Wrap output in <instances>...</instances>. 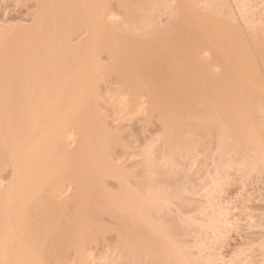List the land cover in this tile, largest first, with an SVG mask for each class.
<instances>
[{
	"label": "bare ground",
	"instance_id": "obj_1",
	"mask_svg": "<svg viewBox=\"0 0 264 264\" xmlns=\"http://www.w3.org/2000/svg\"><path fill=\"white\" fill-rule=\"evenodd\" d=\"M40 1L41 3L39 2V0L36 1L37 6L38 5L40 6V8L38 9L39 11H35L36 8L33 10L35 14L38 12V14L36 15L34 14L33 23L36 26L32 25L31 26L32 28L28 26L24 27L23 29L25 32L23 31V29H20V30H17L20 33L16 32V34L12 31L14 35L12 34L13 36L11 35V38H9L11 39V43L13 42L16 44L17 41L14 42L16 39V36L19 38V39L17 38L19 40V43H18L19 45L16 46V47L19 46L18 48L14 47L15 48L14 49L13 43H12L13 46L10 47L11 43H9L10 49L11 48L14 49V50L13 49L11 50V52L13 51L12 55H14V53L16 55L8 56L6 54L8 57L7 58L4 55V53H7L10 50L9 47L7 46L8 42L10 41L6 39L7 42L5 41L6 43H3L4 45L6 44L8 48L7 52H5L6 46L1 44L0 42L1 44L0 46L3 45V48H4L3 54L1 53L2 48H0L1 49L0 53L2 54V56L4 55V58L6 57L4 63L8 62L6 60H10L9 61L10 64L7 63V65L8 64L11 65L7 67V73H9L10 77L6 76L7 73L6 74L4 73L6 78H3L4 87L3 86L2 87L3 89H5V91L9 87L10 83L6 84L5 82V79L7 81V77H8V81H10V79L12 78L11 81L15 83L14 85H11L13 83L10 84L11 88H13V86L15 87V90L13 88V91H12V89H10L9 87L8 89L10 90L8 91L7 89V91L5 92V94L6 93L8 94L6 95L7 97L12 95L10 97L13 98L14 102L9 97L8 98L10 100L8 98L7 99L9 100V102L12 101L10 104H13V105H10L8 101L6 100V103L8 104V106L7 104L5 105L6 108H5L4 113H2L0 110V124H1V127H0V168L1 167L4 168L5 166L7 169V166H9L12 169V170L10 169L11 174H8L10 175L8 178L10 179L8 180L7 183L4 182V179L7 176L6 175L7 173H4L5 174L4 176L2 175L0 176L1 177V180H0L1 182V186H0V264H91V263L94 264V262H88V259L86 256L87 255L90 256L89 251H92L94 249L93 247L96 241H98L99 244L101 243L99 242V240L101 239L100 236L103 234V233L101 234V231L102 232L104 231L105 234L103 235L106 237V240L108 239L107 237L109 235L110 237H112L111 234H109V232L112 231V233L114 234L115 230H112L111 226L117 227V233L115 232V234L119 235L118 236L119 240L117 239V236H116V239L118 240V242H114L115 238L111 240L113 241L112 242L113 244H109L111 246L110 250H112V248L114 249L117 248L115 247L114 244H118V246L121 248L122 243H123V247L125 248L124 250H126L125 254L129 255L131 259V264H221L222 263L219 259L221 258L223 260L222 254L219 253L220 255V256L218 255L219 257L218 256L214 257L216 256V254L215 255L208 254V256H206L207 254L206 252H204L206 256L205 257L202 251V248L205 247L203 243L209 241L210 239L207 240V238H210V237L212 240L215 239V241L218 240L219 241L218 243H221L220 240H222L221 238L223 237V235L227 236V232H229V231H226V234H225L224 230L225 229L230 230L228 228L231 227L233 223V222L231 223L229 222V221H233L229 217V215H231L229 212L232 209L228 211L227 209L229 208H225L224 206L220 204L214 203L216 201L222 200V198L221 199L219 198L218 200H215V201L212 198L213 194L215 195L216 193V192L215 193L213 192L214 190L217 191L218 189V191L220 192V190L224 188L223 182H221L220 179L224 177L225 174L228 175V173L225 172L227 165H224V164H227V162L225 161H228L227 160L228 156H226L223 153H220L222 154V159L224 155L226 156L224 157L225 161L222 160V163L223 162L225 163L224 164L220 163L221 166L219 167H222V168L218 169L219 170L218 172H217V169H214V167L213 168L211 167L212 172L209 171L211 175L208 174L211 178L208 175L205 178L206 182L208 181V184L207 183L206 184L207 185L211 184V186L209 187L214 189V190H210L212 191L213 194L210 193V191L209 193L208 192L207 193L211 194V199H213L214 202L211 200L210 201L213 203L212 205L215 207L216 212H218V215H216L214 213L215 211L214 212L212 211L213 217L210 215L211 213L209 212L210 214L209 215L207 214V217L209 216V218L207 219V217H205L209 221V228L205 227L207 223L204 224L203 219L201 220L200 218H198V216L197 218L195 217L200 212L201 214H203L202 210H205L207 207H210L208 204L207 205L205 204V206L203 207L199 205V207H201L202 209L201 208L197 209V207L194 208V210L197 209L196 211H199V210L201 211L196 213V215L193 218H189V221H187L189 222L188 223L189 228L184 224L186 228L188 229L187 232H184L186 231L185 226H183L184 227L183 229L181 227L182 223L180 221H183L182 218L181 220H179V225L177 226L181 225L179 228L182 229L184 233H182L181 230L179 231L177 226H175L177 228L176 230L182 233L181 236L183 237L185 236L184 234H187L189 231L191 232L193 229H195L194 231H196V228H194L195 226L198 228V230H200L197 232H200V233H201V230L205 228L204 234L208 228L207 231H209L210 233L206 232V234L210 235V237L208 236L203 237V234L201 233L202 238L199 239L198 237L199 241H197L198 239L193 240L195 241L194 243L199 244L200 241H202L201 243L203 244V246L201 245V243L199 244L201 250L198 249L199 246L196 244L197 249L199 250L196 252L195 250L191 248L192 243H190L191 245H189V242L191 241L187 240V236H189L190 238L189 234L191 233L189 232V234H187V236H185V238L182 239V237L179 236L180 234L178 231L176 233L175 229L174 230L172 228L169 229V224L168 226L166 224L168 217L165 220V218L162 215L164 212H162L161 214V211L163 210L166 211L165 208L168 207L167 204L171 202L169 195L175 194L174 191L172 194H168L169 192L167 191V189L170 186L174 188L178 180L174 186L170 185L166 189L167 193H165V191L163 192L161 191V189H158V188H161L163 184H165V182L169 184L168 182H170V180L167 178L169 175L167 177L165 175V178L167 179H165V182L163 181L164 183L162 182V186L159 185L157 188V186L155 185H158V183L157 184L153 183L151 177H149L148 175H145L146 172H148L146 168L141 167L139 169L141 171L142 169L144 170L146 169L147 171H144V172L142 171L140 173V172H137L136 170H135L136 172L131 170L130 172H133V173L128 174L129 172L126 171L127 170L126 168H128L126 166V163L123 166L122 164H124V162L121 163V161H118L120 159H116L117 158L116 151H114L113 149L114 148L113 145L119 146L122 140L121 138L122 137L124 138V135L120 136L121 133L120 132L118 133L119 128L116 127L117 129L113 130V127L111 125H109V129H111L110 127H112V129L109 132V130L107 129L108 123H109L107 122V120L109 118L106 117L107 115H104V114H107L103 111L104 108H102V110L100 109L99 104L101 106L102 103H99L98 101H96L98 97L94 98L93 105L88 103L90 102L89 100L91 99V97L90 99H88V102L84 103L85 107L80 105L81 102L82 101L84 102V99L86 101L87 97L89 98V95L91 94L92 95L94 94V96L96 93L98 94V96L101 95L100 91L96 90L97 89L96 83L97 85H99L98 82L100 83L101 81H105V80L110 81V79L112 80L113 77L115 79L117 78V76H118V80H120L121 82L119 83L117 82L116 84L117 85L121 84L120 85L121 88H119L121 91L117 89L116 94H119V92L122 93V86L123 87L125 86L124 89L125 88L126 89L124 91L127 90L128 92L126 93L131 94L130 95L131 97H129L130 99L129 98L128 99L129 100L132 99L134 101L138 100V104L137 103L136 104L134 103V104L137 105L138 108L141 107L140 108L141 111L139 112L138 110L137 111L138 113L142 114L143 111L145 112V114L144 112L143 114L146 116L145 117L143 116V117L146 122L149 121V119H152V118L155 119L156 117H158L159 119L165 121L164 123L165 128H166L165 130L168 131L170 128H172L173 129L172 132L175 131V133L177 134L176 130H178L180 127L181 131L183 128V131H182L183 133L184 130L186 129L183 126L187 127L189 126L188 124H191L189 121L183 122L187 126L185 124L183 126L181 123H180L181 125L179 124V119L181 118L180 114H182L183 111L186 114L188 113V115H186V120H189L191 116L194 119L195 117H198L199 119H203L205 118L203 116L204 115L203 113H205L206 116H212L209 114V111H211L213 113H216L215 115H213L215 120H217V117L219 118L220 116L225 117L224 123L227 124L228 128L241 131V133H238V134H235L234 132L232 133L230 131L231 135H229L230 139L228 138L229 142L227 141L225 142V144L229 143L230 145H232L230 149H233V150H230V151H232L233 153H235L236 150L234 151L235 145L233 147V144L230 143L231 138L233 140L240 141V145L242 143L245 146L243 147L242 145V147H238L237 152L235 154L237 156H233L234 155L233 154L231 155V157H234V160L236 161V158H239V157L241 158L242 154L241 156H239L240 153H243V156H242V158L244 157L243 162L240 160H237L243 163L242 164L243 168H241L243 170H240L241 176L240 175L236 176V177H239L237 181L240 182L241 177H246V176H242L244 174L249 175L252 172L257 173L255 174V176L258 175L257 176L258 179H256V181L260 182L258 183L260 184V186L258 185L259 186V189H258L259 191H257L258 197L256 196L257 195L256 193L255 196L257 198L255 199L258 200L259 202L258 203L259 206L257 205L258 207L256 208H258L260 212L257 215L254 212V214L256 215V216L253 215L255 217V219L253 218L254 220H252L251 215H248L253 221V222L249 221L250 224L252 223L250 225L251 228L252 229L256 228V230L254 231V234L252 235H251L252 232L251 233L247 232L248 235L247 234H246L247 236L245 235L246 238L244 237V242L241 243L243 247H241L239 251L242 252L240 253L243 254V258L241 259V256H242L241 254H240V257H238L241 259L240 260L241 263H238L239 261L237 262L234 260V262L231 261V263L229 264H236V263L237 264H264V30H263L264 29V13L261 14L262 11L260 12L259 9L257 10L258 12L250 11L251 8L249 9V7L253 5V3L251 4L249 0H209L206 5V8L204 7V5H201L204 8L199 5L201 4L199 0H164L165 1L163 5L164 8L166 7L165 4L171 5V6L173 5L172 10H168V12L170 11V13L165 11V13H168V16L171 15L170 18L172 17V19L169 20L167 18L168 17L167 15H165L166 16L165 18L166 20L168 19V22L166 21L168 24H169V21L171 22L175 21V23L173 22L174 25L172 26L171 25L172 23L170 22L171 24H169V26H171L170 27L171 29L168 30L167 28V31L163 32L166 29L165 28L166 24H164L165 27H163L164 25L162 24L160 25L159 22L157 21L155 22L153 21L152 18H150L153 21V24H152L153 26L148 28L149 25L151 24V21L148 18L149 25L148 27L146 26V28H148L147 30L146 28L142 26V24L145 25V23L139 22L141 24L140 25L141 28L145 29L143 32L147 31L148 35L145 39H139L140 35L146 36V33L140 34L141 33L140 31L142 30L137 31L136 33L135 28L133 31V29L131 30L129 27L130 25H133V23H131L130 21L131 20L135 21L136 18L139 17L138 15L139 13L137 14L135 11L137 10V8L134 9V6H136L137 4H139V2H141V4L144 3V6L146 5L148 7V5H150L151 7L152 6L151 4H153V3H150L151 0H64V2L63 0H55V1L47 0L46 1L47 4L42 2L45 0H40ZM48 1L51 3V5L50 4L49 5H50V8L53 9V10L50 9V11L52 12H50L49 10H45L46 7L48 8V6L46 7L43 6V5H48ZM51 1L53 2L58 1L57 5L56 3L52 4ZM205 1L207 2V0ZM160 4L161 2L159 3V6ZM114 5H116V9L118 7V9L121 11L122 14L124 12L123 14L124 16L120 14V11L118 9L112 10L114 8L113 7ZM57 6H59L60 8ZM141 6H139L138 8L140 9V11L143 8L144 9L147 8L146 6L145 7L144 6L141 7ZM159 6L157 5V7ZM123 7L125 8V10L122 11L121 8ZM169 7L170 6H167L166 9H168ZM54 8L58 10L56 11ZM164 8L162 9L163 11L166 10ZM150 9L148 10L150 11ZM209 9H213V11L211 10L212 12H210L213 15L216 14V13H213L214 11H218V14H219V11H222L225 9L224 10L225 13L222 12L221 16L223 15L225 16L227 14L228 18L223 20L224 16L223 18H221L219 15V17L221 18L219 20L217 14H216L217 16L214 15L217 18H213L209 16L211 15L209 13ZM109 10L119 13V15L122 16L121 20L123 19L124 23L121 20H119L120 18L117 19V17H114L113 19L112 17H109L111 19L110 20L107 17L109 15H112L110 13L109 15H107V13L110 12ZM146 10L144 12H146ZM152 10L154 13H156L155 11L157 9L156 10L151 9V12ZM162 10L160 11L158 9V12L160 11L161 13L160 12L159 13L162 14ZM158 12L156 13L157 15L155 14L157 17L159 14ZM126 15L127 16L129 15V19L131 18L132 19L128 21L129 19L127 18ZM150 16H152V14ZM209 18H212V19H209ZM148 19H145L144 22H147ZM112 20H114L115 22H113ZM154 22L156 24H154ZM166 22L164 21L163 23H166ZM125 23H126V26H125ZM127 23L129 26H127ZM157 24L158 26L159 25L161 26V27L159 26L160 29L156 28L158 26L155 27V25ZM136 25L137 24H135V27ZM122 27L125 29H123ZM128 27L130 30L128 29ZM162 27L165 29H162ZM26 29L28 30L26 31ZM82 29L87 30L86 40L79 44H75V42L73 41H75L76 40L75 38H77L78 36L77 37H73V36L76 34V32H78L77 35L80 34L81 36L83 33H79V31H81ZM125 30L126 31L129 30L131 32H129L128 34H125L124 32ZM136 30H139V29H136ZM105 32L108 33L107 34L108 36L106 35ZM20 34H21V37H19ZM34 34H37L38 37ZM88 34H89V37H88ZM138 34L139 36H137ZM80 36L78 37V39H80L81 37L85 35L81 37ZM103 38L104 40L106 39L105 41L107 42H103L104 41ZM108 39H110V42ZM100 50L101 52L103 50L107 51L110 55V58H112V61H110V58H109L108 60L105 59L109 61L108 63L104 62L103 59L106 58L107 52L104 51L105 54H103V52L102 54L99 52L100 54H98V51ZM206 51L207 52L211 51L210 53L212 57L210 55L209 56L212 59L210 58V61L207 59L208 56L207 57L205 56L206 59L204 57L202 58V56H204L203 53H206ZM11 52L9 51V53ZM99 55H102V56L99 57ZM101 57H104V58L102 59ZM10 58L13 60H11ZM101 61L103 62L101 63ZM111 62H112V66L114 70L118 73V75L114 73L113 70L112 72L110 71L111 73L107 71L108 67L105 65L106 64L108 65ZM211 69H213V71L216 70L215 73ZM218 69H220V71ZM102 72L103 74H101ZM108 72L110 73V77H105V75L108 74ZM216 72L217 73L219 72V73L217 74ZM111 74L117 75V76H112ZM11 75L16 77V79L13 76L11 77ZM99 76H100V79H99L100 81L99 80L98 82L95 81V79ZM101 76L103 78L105 77V80H103ZM115 82L114 80L112 81L114 85H115ZM143 84L146 87L143 86ZM99 88L101 89V87ZM112 89H114L115 91L116 87H113ZM104 92L102 91V93ZM3 94H4V91L2 93V96L6 97ZM113 94H115V92H113ZM121 95L122 94H120V96ZM253 95L257 97L258 102H254L255 97H253ZM2 96L0 98H2ZM102 96L103 95H101V97ZM110 96L112 97V95ZM80 97H81V102L79 101ZM104 97H106V95ZM140 97H143V100H141L142 98ZM251 97H253L254 99ZM251 99H253V101ZM99 100H100V97H99ZM103 101H105V98ZM108 101L109 100L105 102L107 103ZM250 101H252V104L256 103L258 107L254 108L255 105L252 107V105L250 104ZM96 102H98V104ZM128 102L130 101H127V103ZM131 103L134 106L133 102ZM233 103H237L239 106L237 108L236 107L234 108ZM2 104L4 105V102ZM142 104H145V105L142 106ZM9 105L12 107H10ZM86 105H91V106H86ZM94 105L96 106V108L98 106V110L100 109L99 112L101 111L100 113L103 112L102 117H100L101 115H99L97 110H95L96 108L95 109L92 108L94 107ZM132 105H131V109L133 108ZM104 107L106 110L108 109L106 108V106ZM114 107L111 110H114ZM125 107H127V105ZM83 108H84V112L86 113V115L85 113H83V116L85 115L84 116L85 119L89 120V119H92L91 117L94 116L95 118H93V121L95 122H93L92 120L91 122L90 121L88 122L85 119H83L84 117H82L79 112L80 109L83 111ZM128 108L130 107L128 106ZM128 108H127V111H128ZM131 109L129 111H131ZM85 110L86 111L88 110L87 111L88 113ZM92 110L94 111V113H92ZM95 112L97 113L95 114ZM90 113L94 115H91ZM96 115L97 116L99 115L98 117L102 118L103 120L106 119L105 125L107 128L104 127L105 125L103 124V129H102V121L99 120V118ZM128 115H131V114L129 113ZM169 116L171 117L172 122H171V127L169 128L168 126L169 129H167L166 118H168ZM199 116L201 117L203 116V118H200ZM170 117H169V120H170ZM155 121L157 122L156 119ZM182 121L184 120L182 119ZM193 121H191L192 122L191 125L196 126L197 124L196 122L198 121V119L196 122L194 121L195 122L194 125H193ZM216 122L213 123L211 121L212 125L216 124ZM152 123L156 124L155 122H152ZM159 123L160 122L158 121L157 126L160 125ZM201 125L202 124H200V126ZM87 126L89 128L88 130H87ZM163 126L164 125H162V128ZM214 127L211 126V128H214ZM160 128H161V125H160ZM201 128L203 129V127ZM216 128L217 127H215L214 129H211L212 132L213 130L216 131ZM185 131H186L184 132L185 134H187V132L191 133V130L187 131L186 129ZM203 131L205 130L203 129ZM111 132H113L114 135ZM161 132L165 134V131L161 130ZM194 132H199V130L197 131L195 128L193 133ZM117 133H118V136H120V140H118L119 138L117 136ZM201 133H198V134L201 135ZM205 133H206L205 134L206 136L208 132H205ZM215 133L213 132L211 135ZM194 134L197 135V133H194ZM114 136L117 137V139ZM201 136H204V135H201ZM161 138L162 137H160V140ZM201 138L202 139H200V142L197 141L196 143H199V144L204 143L203 145L200 144L201 147L203 148V146L207 145L206 143H209V142H207L208 138L206 139V143L204 141L205 138L204 137H201ZM70 139H72L75 144L77 143L79 145L77 146L76 144L75 146L74 143H73L74 146L70 145L71 144ZM171 139H172L171 141L174 140L173 137ZM115 140L117 141V144ZM167 140H168V136L167 137L165 136L163 138V141L165 144L164 148H166L165 146L169 145L170 147H168V150H170L172 146L170 144L172 143L171 141L169 143V141ZM222 141L220 143V147L223 146ZM178 142L180 143L179 140ZM124 143H126V141ZM251 143L252 145L250 146L249 144ZM121 144H123V140ZM248 145L251 148L253 146L252 150L250 148L245 149L246 146ZM158 146L159 145L157 143V147ZM160 146L162 145L160 144ZM122 147H124V145ZM157 147L154 146V149L156 148V153L153 150V152L149 153V155L153 153L157 154L158 153ZM195 147L198 148L197 145L196 146L194 145L191 149L193 150V148L195 149ZM215 147L216 146H214V148ZM88 148H90V151ZM111 149L113 150L111 151ZM117 149L115 148V150ZM119 149L121 148L119 147ZM219 149H218V152H220ZM125 150L127 151V148ZM165 150L167 154V149ZM182 150L184 151V149ZM224 150L227 152L226 147ZM110 151L112 152V154ZM195 151H198V149H196ZM212 151H210L211 154L210 153L208 154V156L210 155V158L211 156H213ZM230 151L228 150L227 154ZM251 151L254 152L253 156H252L253 153H251ZM147 152L149 151H146V153ZM190 152L191 151L189 152L187 151V153H190ZM201 152H202L201 155L203 157V153H204L203 150ZM218 152L217 153L213 152V153L217 155ZM248 152L250 154H248ZM154 154L151 156L153 157ZM204 154L206 155V152ZM144 156H146V158ZM174 156H172L173 159H174ZM191 156L193 157V155ZM191 156L189 159L193 160L194 157L192 158ZM143 157L145 158V159L143 158L144 161L147 159L145 164H147L148 166L149 165L151 166L153 162L151 161L152 157L149 160L150 156H148V153L147 155H143ZM214 157H213V160L218 161L219 157L215 159ZM178 158H179V155H178ZM206 158L208 157L206 156ZM162 159L167 160V157L162 158ZM152 160H155V159L153 158ZM176 160L177 159L175 158L173 164L175 163ZM231 160H229L228 162H234L233 159ZM116 161L121 164H116ZM156 161L154 162L155 164H156ZM187 161L186 163L189 164L190 161L189 162ZM180 162H177V163H180ZM205 162H202V163H205ZM139 163L141 162L139 161ZM181 163L183 164V162ZM218 163L219 161L216 162V164L220 165ZM238 164L239 163L236 162L235 167H237ZM136 165L139 167L138 164ZM233 165L234 163L231 166H227V167L233 168L232 167ZM240 165H238L239 167L237 169H235L234 167L232 170L240 169L241 167ZM182 166L185 171V168L187 165L186 166L182 165ZM211 168H207V169L210 170ZM132 169H134V167ZM139 169L137 170L139 171ZM160 169L157 167V169H155L156 171L155 170L153 171L157 173L161 171L164 173V171ZM207 169H204V170L206 171ZM213 170H216V171H213ZM235 170L234 172L233 171L231 172L236 173ZM5 172H9V171H5ZM223 172L225 173L222 175ZM231 172L230 174H232ZM187 173L189 174V172L185 171V174ZM216 173L219 176H216L215 175ZM105 175L110 176L111 179L113 178V181L111 179L104 180ZM191 175H193V173H191ZM203 175H205V172L203 173ZM189 176L184 179L185 180L188 179ZM251 176H254V175H251ZM162 177H163L162 180H164V176ZM116 178L118 180H116ZM224 178L227 179L226 177ZM248 178L251 179L252 177H248ZM159 179H161L160 176H159ZM184 179L182 180L185 181ZM229 179H232V178L230 177ZM229 179H227L228 182H229ZM103 180L105 181V184L107 185L108 183L115 181L114 183H116L115 185L118 187L112 185V183L111 185H108V186L115 187L112 189L113 191H115L116 188L118 190L116 189L117 190L116 192H111V189L110 191H108L109 189H106L108 186L104 188ZM205 180L203 179L202 184L205 182ZM246 180L248 181L247 178L243 179L244 182ZM116 181H118L119 184H117ZM156 181H158V179ZM67 182H69V185L66 188ZM205 185H201V186L205 187ZM219 185H223L221 186L222 188H219L220 187ZM244 185H246V182ZM69 186L70 188H72L71 186H73L75 194L77 192L76 194L77 196L73 194L72 196H70L71 200L68 197L67 198L69 200L67 198L66 199L64 198L65 200H62L63 197H60L61 193L63 194L66 190H69L68 189ZM184 186L182 185L183 190L180 187L181 190H178V193L179 191L184 192L186 190H187L186 192H188V189L193 190V189H190V187L187 189V187L189 186L187 184L186 185L184 184ZM207 190L208 189H206L205 191ZM59 192H60V195H59ZM201 192H202V195L205 194V193L203 194L204 191H201ZM193 193L195 194L196 192H193ZM220 193H223V192H220ZM179 195L177 194L178 198H179ZM71 197H73V199ZM181 197L182 196L180 195V198ZM208 197L210 199L209 195ZM249 197H247V199ZM202 198H205V197L203 196ZM210 201L208 200L206 203H209ZM225 201H223V203ZM31 204L34 205V207L31 206ZM201 204L203 203L201 202ZM209 204L211 205V203ZM216 204L218 206L217 208L215 206ZM227 204L228 203H226V205ZM35 206L37 209L35 208ZM30 207H33V209L31 208L29 210ZM34 208L38 214L35 212ZM69 210L72 212V214L68 212ZM174 210L175 209H173V211ZM32 211L35 214L32 213ZM74 211L76 212L73 213ZM207 211L206 212L204 211V213H208ZM219 212L223 218L219 217ZM31 213L34 215L33 217L31 216L32 215ZM176 213H179V212H176ZM74 214H76V217L73 220V217L75 216ZM64 215L65 217H63ZM66 215H68V217H66ZM104 215L106 216L108 215V217H110L109 220L112 219V221L113 220L114 222L116 221V223L113 224L114 222L112 223V221L110 220L111 223L110 222L109 223L111 224V226L108 223V225L111 227L110 228L111 230L109 232H108L109 226L108 225L103 226V224H105L108 219V217ZM191 215L192 214H190V216ZM103 216L106 217L107 219L105 220ZM69 217L74 221V222L72 221L71 222L75 223V225H73L72 223L69 224L71 220ZM169 217H171V214L169 215ZM179 217H182V216L179 215ZM216 217H219L222 222L224 221L226 224L230 226L226 227L227 225L225 226L221 225L222 223L220 219H217L220 222L219 223L215 219ZM231 217L234 218L235 215L233 214ZM32 218H34L33 221L31 220ZM62 218H64V221L62 220ZM101 218L102 220L104 219L103 222H101ZM43 219H45V222ZM175 219L173 217V219L169 218L168 220L170 221L172 220L174 222ZM184 220H188V219L185 218ZM175 221L178 222V220H175ZM43 222L45 223V225H43L44 224ZM63 222H66V225ZM233 224H235V220ZM106 226H108L107 230H105ZM191 226H193V229L191 228L192 230L190 229ZM172 227H174V225ZM223 227L225 229H223ZM113 229H116V228H113ZM106 233L109 235L106 236L107 235ZM96 234L98 236L97 237L98 240L95 239ZM193 234H191V237L194 236ZM201 234H198V235L201 236ZM62 235H65V236H62ZM61 236L64 240L68 236L69 239L68 238L66 239L68 242L67 245L60 243L61 241L63 243L66 242V240L65 242L63 241ZM104 236H102L103 237V240L101 239L102 241H104L105 239ZM196 236L194 237V239L197 238ZM225 236L223 237V240H222L224 242L226 240L224 239ZM205 238L207 241L205 240ZM93 239L95 240V242L93 241ZM88 240L89 241L91 240V243ZM212 240L209 241V244H211L210 242L214 243ZM87 242L89 243L90 246L88 245ZM92 242H93V245H92ZM120 242H121V246L119 244ZM58 243L62 244L65 247V249L64 247L61 246V248H63V251H64V252L61 251L62 256L59 255L61 256L59 257L58 255H56V257H54L55 256L54 254H60L59 250L61 249H59L60 246L58 245ZM98 243L96 242L95 245L98 246ZM57 246H59L58 251H57V248H55ZM99 246L101 247V245ZM85 247H88V249ZM192 247H195V245L193 244ZM209 247L211 248V246ZM209 247L207 246V248ZM217 247L220 248L218 245ZM95 248L97 247L95 246ZM105 248H108L107 250H109V246ZM95 250L97 251V249ZM115 250L114 251L112 250L114 254H115ZM120 250L121 249L117 250V252L119 253ZM55 251L57 253H55ZM87 251L89 252L88 254H87ZM103 253L104 252H101V254L99 255H102ZM118 253L115 255L116 259L119 256ZM123 253L124 252H122V254ZM109 254L110 256H112L111 252ZM99 255H97L94 258H97V257L100 258ZM107 256L108 255L105 254V258H104L105 260L107 259ZM115 256L113 257L114 259L113 258L111 259V257H109L111 260L109 259V261L106 260L105 262L107 263L109 262L108 264L116 263L114 261L116 260ZM122 256L123 257H121L120 255V257L124 259L125 255H122ZM208 257L210 258L206 259ZM211 257H214V258H211ZM225 258L226 257H224V259ZM90 260L92 261L93 259H90ZM100 260L102 259L100 258ZM121 261L119 259V262H120L119 263L117 259V262H118L117 264H121L122 263ZM219 261L221 263H219ZM95 262H97L96 259H95ZM98 264H100V261ZM122 264H126V263H124L123 261Z\"/></svg>",
	"mask_w": 264,
	"mask_h": 264
},
{
	"label": "rangeland",
	"instance_id": "obj_2",
	"mask_svg": "<svg viewBox=\"0 0 264 264\" xmlns=\"http://www.w3.org/2000/svg\"><path fill=\"white\" fill-rule=\"evenodd\" d=\"M32 1V2H31ZM34 0H0V42H1V44H3V43H6L7 42V40L8 41H10V42H8V47H9V43H11V39H9V38H11V35L13 34L14 35V33L16 34V32H18L17 30H20V29H23L24 27H31L32 25L33 26H36L33 22H34V9H35V11H39L38 9L40 8V6L38 7L37 6V2L36 1H38V0H35L34 2H33ZM46 1L47 0H45V1H42V2H44V3H46ZM53 1H55V0H53ZM53 1H51L52 2V4L53 3H56V5H57V2H53ZM157 1H159V0H151L150 1V3H153V4H151L152 6L150 7V5H148V7L147 8H143V9H141V11H140V9H138L139 8V6H144V3H142L141 4V2H139V4H137V5H139V6H134V9H136L137 8V10H139V11H137V10H135L136 11V13L139 15V19L138 18H136V20L135 21H132L131 19H129V15L127 16V18L129 19H127L128 21H130L131 23H133V25H128V23H130V22H128L127 23V26H129L130 27V29L132 30L133 29V31H134V28H135V32L137 33V31H140V30H142V31H140L141 33L140 34H145L146 33V36H139V34L137 35V36H139V39H145L146 37H147V31L146 32H143L145 29L144 28H146V26L148 27V23H149V19L150 18H152L153 19V21H157V22H159L160 23V25L162 24V25H164V24H166V27H165V25L163 26V27H165V28H163L162 27V29H165L163 32H165V31H167V28H168V30L169 29H171L170 27L171 26H169V24H171L172 26L174 25V23H175V21H173V22H171V21H169V24L167 23L168 22V19L170 20V19H172V17L170 18V16H168V13H170V11L168 12V10H172V7H173V5L171 6V5H167V4H165V8H164V0L162 1V0H160L159 2H157ZM208 1L209 0H207V2L205 1V0H199V2H201V4H199L200 6L201 5H204V7L206 8V5H207V3H208ZM39 2L41 3V1L39 0ZM63 2H64V0H63ZM158 4H157V3ZM161 2V4H160V6H159V3ZM249 2L252 4L253 3V5H251L250 7H249V9H250V11H256V12H258L257 10L259 9L260 10V12L262 11V13L261 14H263L264 13V0H249ZM40 3H38V4H40ZM154 3H156V4H154ZM163 3V4H162ZM47 4V3H46ZM51 5V3L48 1V5H43V6H48V8L46 7V9L45 10H49L50 11V9H52V8H50V5ZM35 5V6H34ZM155 5H156V7H155ZM157 5L159 6V7H157ZM162 5V6H161ZM37 6V7H36ZM42 6V5H41ZM141 6V7H142ZM144 6V7H145ZM167 6H170L168 9H166L167 8ZM252 6H254V7H252ZM52 7V6H51ZM53 7H54V5H53ZM56 7V6H55ZM57 7H59V6H57ZM114 8L112 9V10H117L118 9V7H117V9H116V5H114L113 6ZM140 7V8H141ZM201 7H203V6H201ZM203 7V8H204ZM263 7V8H262ZM60 8V7H59ZM154 9V10H156L155 12L157 13L158 12V9L161 11L163 8L164 9H166V10H162V14H160L159 12V14H158V17L156 16L157 14L156 13H154L153 12V10H152V12H151V9ZM42 9H43V7H42ZM55 9V8H54ZM122 9V11L123 10H125V8L123 7V8H121ZM148 9H150V11L147 10ZM262 9V10H261ZM53 10V9H52ZM56 11L58 10V9H55ZM110 11V12H108L107 13V15H109V13L110 14H112V15H109V16H107L108 18L109 17H112V19L114 18V17H117V19H119V20H121V17L122 16H124L123 14H124V12H123V14L121 13V11H120V14L122 15H119V13H117V12H115V11ZM146 10V12H144ZM213 11V9H209V13L210 12H212ZM225 10V9H224ZM224 10H222V11H219V14H218V11H214L213 13H216L217 15H218V18H219V20L221 19V18H223V16H221L222 14V12H224ZM165 11H167L168 13H165ZM227 11V10H226ZM33 12V13H32ZM48 12V11H47ZM50 12H52V11H50ZM59 12H60V10H59ZM58 12V13H59ZM144 12V13H143ZM225 13V12H224ZM36 14H38V12L36 13ZM35 14V15H36ZM117 14H118V16H117ZM145 14V15H144ZM152 14V16L154 17H156V18H158V19H156L155 17L153 18L152 16H150ZM156 14V15H155ZM211 14V13H210ZM216 14H214V15H216ZM58 15H60V14H58ZM115 15V16H114ZM137 15V16H138ZM142 17H141V16ZM161 17H160V16ZM165 15H167L168 17V19L166 20V16ZM213 14H211V15H209V16H211V17H213V18H217L216 16H212ZM219 15H220V17H219ZM136 16V17H137ZM164 16V17H163ZM36 17V16H35ZM142 18V19H141ZM149 18V19H148ZM226 18H228L227 17V14L224 16V18H223V20L224 19H226ZM110 19V18H109ZM143 21H141V20ZM144 19V20H143ZM145 19H148L147 20V22H144L145 21ZM152 19H150V21H151V26L149 25V27L148 28H150V27H152L153 25V21H152ZM155 19V20H154ZM209 19H212V18H209ZM111 20V19H110ZM126 20V21H127ZM140 20V21H139ZM161 20V21H160ZM175 20H177V19H175ZM216 20V19H215ZM113 22H115L114 20H112ZM111 21V22H112ZM122 22H123V19L121 20ZM121 21H119V22H121ZM125 21V20H124ZM137 21V22H136ZM166 22V23H163V22ZM217 21V20H216ZM37 22V21H36ZM35 22V23H36ZM145 23V25L144 24H142V26L144 27V28H141V24L140 23ZM154 22V24H156ZM171 22V23H170ZM177 22V21H176ZM118 23V22H117ZM124 23V22H123ZM122 23V24H123ZM139 23V24H138ZM147 23V24H146ZM158 23V24H159ZM37 24V23H36ZM135 24H137L136 25V27H138V28H136L135 27ZM158 24L157 25H155V27L156 26H158ZM233 24V23H232ZM159 25V26H160ZM168 25V26H167ZM122 26V25H121ZM125 26H126V23H125ZM140 26V27H139ZM159 26L158 27H156V28H159ZM129 27H128V29H129ZM133 27V28H132ZM161 27V26H160ZM32 28V27H31ZM123 28V27H122ZM141 28V29H140ZM148 28H146V30L148 29ZM123 29H125V28H123ZM127 29V28H126ZM129 29V30H130ZM136 29H139V30H136ZM160 29V28H159ZM28 29H26V31H27ZM85 32H83V31ZM81 31H79V33H83L81 36H83V35H85V36H83V37H81L80 36V34H78L77 35V33L78 32H76V34L73 36V37H81L80 39H78V37L77 38H75V39H73V40H75V41H73V42H75V44H79V43H81V42H84L85 40H86V36H87V30H85V29H82ZM124 31L125 32V34H128L129 32H131V31ZM264 30V29H263ZM14 33H13V32ZM23 31H24V29H23ZM4 32V33H3ZM22 32V31H21ZM25 32V31H24ZM263 32V31H262ZM18 33H20V32H18ZM106 33V35L108 34L107 32H105ZM159 34V33H158ZM12 35V36H13ZM18 35V34H17ZM25 35V34H24ZM34 35H36L37 36V34H34ZM105 35V36H106ZM4 36V37H3ZM16 36V35H15ZM35 36V37H36ZM108 36V35H107ZM106 36V37H107ZM8 37V38H7ZM19 37H21V34L19 35ZM26 37V36H25ZM38 37V36H37ZM88 37H89V34H88ZM105 37V38H106ZM13 38V37H12ZM15 38V37H14ZM18 37L16 36V39H15V41L14 40H12V41H14V42H16L17 41V43L15 44V43H13L14 44V46H13V44L11 43V45H10V47H12L13 46V48L14 47H16L17 45H19L18 43H19V38L17 39ZM7 39V40H6ZM107 39V38H106ZM105 39V40H106ZM1 40H3V41H1ZM28 40V39H27ZM79 40H80V42H79ZM103 40H104V38H103ZM103 41V42H107V41ZM109 40V42H110V39H108ZM6 41V42H5ZM0 44V45H1ZM4 45V44H3ZM3 45L2 46H0V48H2V51H1V53L3 54V51H4V48H3ZM4 46H6V44L4 45ZM7 46L5 47L6 49V51L5 52H7ZM10 47H9V49H10ZM19 47V46H18ZM18 47H16V48H18ZM13 48H11L9 51L11 52V50L13 49ZM15 49V48H14ZM13 49V50H14ZM1 50V49H0ZM18 50V49H17ZM9 51L7 52V53H4V55L7 57V55L9 56V55H12V52L11 53H9ZM105 50H103L102 52H103V54H105V52H107V51H105ZM16 52V51H15ZM18 52V51H17ZM102 54V52H101V50L100 51H98V54H100V53ZM211 52V51H210ZM209 51L207 52L206 51V53H203L204 54V56H202V58L204 57L205 59H206V57L208 56V60L210 61V58L212 57V55H211V53H210ZM0 53V56H1V58H0V62H2V63H0V97L2 96V93H3V91H4V96H6V95H8L7 93L5 94V92L7 91V89L10 87V89H12V91H13V88H14V90H15V87L13 86V88H11V85H14L15 83H13V81H11V79H10V81H8V77H10V75H9V73H7V67H9V66H11V65H9L10 63H9V61L10 60H6V61H8L7 63H9L8 65H7V63H4L5 62V58H4V55L2 56V54ZM108 53V52H107ZM106 53V58H104V57H101L103 60H104V62H106V63H108L109 61H107L109 58H110V55H109V53L107 54ZM7 54V55H6ZM14 55H16L15 53H14ZM14 55H12V56H14ZM107 55H108V57H107ZM202 55V54H201ZM211 57H210V56ZM11 56V57H12ZM100 56H102V55H99V57ZM206 56V57H205ZM98 57V58H99ZM8 58V57H7ZM100 58V59H101ZM11 59V58H10ZM101 59V60H102ZM105 59H107V60H105ZM212 59V58H211ZM11 60H13V59H11ZM100 61V60H99ZM110 61H112V58H110ZM11 62H13V61H11ZM103 61H101V63H102ZM2 64V65H1ZM6 64V65H5ZM104 65V64H103ZM6 66V67H5ZM105 66H107L108 67V70L107 71H111L112 72V70H113V72L114 73H116L117 75H118V73L114 70V68H113V66H112V62L110 63V64H106ZM218 68V67H217ZM220 68V67H219ZM2 69H3V71H2ZM5 69V70H4ZM214 69V68H213ZM213 69H211L212 71H213ZM219 71H220V69H218ZM106 71V70H105ZM104 71V72H105ZM125 71V70H124ZM216 71V70H215ZM215 71H213L214 73H215ZM2 72H3V74H2ZM108 72V74H106L105 75V77H110V73ZM4 73L6 74L7 73V75L6 76H8L7 77V81H6V79H5V82H6V84H8V83H13V84H9V87H8V85H7V89H6V91H5V89H3V87H4V83H3V78H6L5 77V75H4ZM204 73H205V71H204ZM217 73V72H216ZM219 73V72H218ZM217 73V74H218ZM101 74H103V72L101 73ZM4 75V76H3ZM14 75V74H13ZM13 75H11V77L13 76ZM112 76H117V75H113V74H111ZM15 76V75H14ZM13 76V77H14ZM104 76V75H103ZM112 76H111V78H112ZM102 77V76H101ZM105 77L103 78V80H105ZM2 78V79H1ZM15 79H16V77H14ZM100 79V76L99 77H97L96 79H95V81H97L98 82V80ZM108 79V78H107ZM110 79V78H109ZM116 79V80H115ZM114 79V77H113V79L111 80L110 79V81L109 80H105V81H101L100 83L98 82V84L99 85H97V83H96V86H97V91H100V94L101 95H103L102 97H101V95L100 96H98V94L96 95L95 94V96H94V94L91 96V95H89V94H87V95H89V98L87 97V100L85 101V99H84V102L82 101L81 102V97H80V102H81V106H84V103H86V102H88V99H90V97H91V99L89 100L90 102H88V103H90V104H92L93 105V101H94V98H97L96 99V101H98L99 103H102L101 104V106H100V104H99V107H100V109L102 110V108H104L103 109V111L105 112V113H107V114H104V115H107L106 117H108L109 119L107 120V122H109L108 123V128L106 127V122H105V120L106 119H102V118H100V117H102L103 116V112L102 113H100L99 112V110H98V106H97V108H96V106L94 105V107H92V108H96L95 110H97V112L99 113V115H101L100 117H98L97 115V117L99 118V120H101L102 121V129H103V124L105 125L104 127H106L108 130H109V132L111 131V129H112V127H113V130L115 129H117V128H119L118 129V133L120 132L121 133V135L120 136H123L124 135V138L122 137L121 139L123 140V144H121L122 143V140H121V142H120V144H119V146H115V145H113L114 146V151H116V156H117V158L116 159H120V160H118V161H121V163H123L124 162V164H122L123 166L125 165V163H126V166L128 167V168H126L127 170V172H129L128 174H132L133 172H130L131 170H133V171H137V172H144V171H147L148 170V172H146V174L145 175H148L149 177H151V179H152V182L153 183H158V185H155V186H157V188H158V186L159 185H161L162 186V182L164 181L165 182V179H169L170 180V182H168L169 184H167L166 182H165V184H163V186L161 187V188H158V189H161V191H165V193H167V191L169 192L168 194H172L173 193V191H174V193L175 194H172V195H169L170 196V200H171V202L170 203H168L167 204V208H165V210L166 211H161V214H162V212H164L165 213V215H164V213L162 214L163 215V217L165 218V220H166V218L168 217V219L170 218V219H173V217H174V219L175 220H178V222L177 221H175L174 220V222L171 220H168L167 219V221H166V224H167V226H168V224H169V229L170 228H172L173 230L175 229V231H176V233H177V231L178 230H176L177 228L179 229V231L181 230V232L182 233H184V232H187L188 231V229L186 228V226L189 228V222H187V221H189V218H193L195 215H196V213H198V212H200L201 210H199V211H196L198 208H201V207H203V206H205V204L207 205H209L210 207H205L204 209L205 210H202L203 211V214H201V212L200 213H198L195 217L197 218V216H198V218H200L201 220L203 219L204 220V224L205 223H207V225L205 226V227H208L209 228V221L207 220L208 218H209V216L207 217V214L209 215L210 213V215L212 216V214H213V212L216 214V215H218V212H216V210H215V207L212 205L213 203L211 202V201H213V199H214V201L215 200H218L219 198L221 199L222 198V200H219V201H216V202H214V203H217V204H220V205H222V206H224L225 208H229V209H227L228 211L230 210V209H232V210H230V214L231 215H229V217H230V219L231 220H233V221H229L230 223L231 222H233L234 223V220H235V224H233L232 223V225H231V227H229L230 225H228V224H226L224 221V223L221 221V215H220V212H219V217H216L215 219L217 220V219H220V221H221V225H223V226H225V225H227L226 227H229L228 229H230V230H227V229H225L224 227H223V229H225L224 231V233L226 234V231H229V232H227V236H225V235H223V237L225 236V238L224 239H226L225 240V242L224 241H222L223 240V237L221 238L222 240H220V242L221 243H218L219 241L217 240V241H215V239H211V237H210V235H208V234H206V232H208V233H210L209 231H207L208 230V228H207V230L205 231V234H204V229L205 228H203L202 230H201V233L203 234V237L205 236V237H210V238H207V240H209V241H213L214 243H216V244H214V243H212V242H210L211 244H209V241H207L206 240V238H205V240L207 241V242H205V243H203L204 245H205V247H203V248H205V249H203L202 248V251H203V253L204 252H206V256H208V254L210 255V254H213V255H215L216 254V256H214V257H217L218 255H219V253L220 254H222L223 255V260L221 259V258H219L220 259V261L222 262H220L219 261V263H221V264H229V263H231V261L232 262H234V260L235 261H239L238 263H241V259L243 258V254H241L242 252L241 251H239L240 249H241V247H243L242 246V244L241 243H243L244 242V237L246 238V236L248 235V233L247 232H249V233H251V235L252 234H254V231L256 230V228H251V224L249 223V221L251 222L252 220H254L255 219V217L253 216V215H257L259 212H260V210L258 209V208H256V207H258L259 206V202H258V200H256L255 198H257L258 197V192L257 191H259L258 189H259V186H260V184H258V183H260L259 181L257 182L256 181V179H258V175H256L255 176V174H257L256 172H252L251 174H249V175H246V174H244V175H242V176H246V177H241V180H240V182L239 181H237L238 180V178L239 177H236V176H238V175H240V170H243V169H241V168H243L242 167V162H243V158H242V156H243V153H240V155H239V153H238V155L239 156H241V154H242V156H241V158L239 159V158H236V161L234 160V157H231V155H233V156H237V155H235L236 154V152H237V148L238 147H242V143H241V145H240V141H238V140H233L232 138H231V140H230V143L231 144H233V147H234V145H235V147H234V151L236 150V152L235 153H233L232 151H230V150H233V149H230V147H232V145H230L229 143H226L225 144V142H227L230 138H229V135H231V133H230V131L233 133H235V134H238V133H241V131L240 130H233V129H230V128H228L227 127V124L226 123H224L225 122V120H224V118L225 117H217V120H215L214 119V116L213 115H215L216 113H213V112H211V111H209V114L210 115H212V116H206L205 115V113H203L202 115L205 117V118H203V116L201 117V116H199L200 118H203V119H205V120H203V119H199L198 117H195V119L193 118H189V120H186V115H188V113L186 114V113H184V111H183V113L182 114H180V116H181V118L179 119V124L181 123L182 124V126L185 124V123H183V122H185V121H189L191 124H192V122L191 121H197V119H198V121L196 122L197 124H196V126H192L191 124H188V122H187V124L189 125V126H187L186 124V126L189 128H187V127H185V126H183L184 128H186L187 129V131L188 130H191V133H193V131H194V129L196 128V130L198 131L199 130V132H194V133H197V135L196 134H191L190 132L188 133L187 132V134H185L184 132H186L185 130H184V134L182 133V131H183V128H182V131L180 130V127H179V129L178 130H176L177 131V134L175 133V131L174 132H172L173 131V129L172 128H170L171 127V122H172V120H171V117H170V120H169V117L168 118H166V127H167V129H169L168 131L167 130H165L166 128H165V121H163V120H161V119H159L158 117H156L155 119L157 120V122L155 121V119H149V121H145V119H144V117L146 116V115H144L145 114V112H144V114H143V112H142V114H140V113H138L137 111L139 110V112L141 111V107H139L138 108V106L137 105H135L136 103L138 104V100L135 102L134 100H129L130 98L129 97H131L130 95L131 94H128V93H126V92H128L127 90L126 91H124L125 89H124V87L122 86V93L121 92H119V94H116L117 93V89H119V88H121V84H119V85H117L116 83L118 82H121L120 80H118V76H117V78H115ZM2 80V81H1ZM14 80V79H13ZM114 80V82H115V85H114V83H112V81ZM118 80V81H117ZM15 81V80H14ZM94 81V80H93ZM92 81V82H93ZM100 81V80H99ZM94 83V82H93ZM5 84V85H6ZM109 84H110V86H109ZM94 85V84H93ZM101 85V86H100ZM117 85V86H116ZM124 85V84H123ZM3 86V87H2ZM143 86H145L144 84H143ZM99 87H101V89L99 88ZM108 87H109V89H108ZM113 87H116V90L114 91V89H112ZM146 87V86H145ZM2 89H3V91H2ZM10 89H8V91L10 90ZM99 89V90H98ZM110 89H112V90H110ZM104 90H105V92H104ZM120 90V89H119ZM96 91V92H97ZM102 91L104 92V93H102ZM121 91V90H120ZM111 92V93H110ZM113 92H115V94H113ZM12 93V92H11ZM99 93V92H98ZM127 94V96H126V94ZM15 94V93H14ZM106 95V97H104L105 95ZM109 94V95H108ZM120 94H125V95H123V97H122V95L120 96ZM255 94V93H254ZM110 95H112V97L110 96ZM129 95V96H128ZM10 96H12V95H10ZM10 96H8L12 101H13V98H11ZM16 96V95H15ZM7 96L6 97H3L2 96V98H0V103H1V105H0V110H1V112L2 113H4V111H5V108H6V100L8 101V103L10 104L12 101H10L9 102V98H8ZM85 97V98H86ZM99 97H100V100H101V102H100V100H99ZM114 97V98H113ZM116 97V98H115ZM118 97V98H117ZM253 97H255L254 95H253ZM253 97H251V98H253ZM9 100H8V99ZM15 98V97H14ZM104 98H105V101H107V100H109L107 103L105 102V101H103L104 100ZM107 98V99H106ZM112 98V99H111ZM129 98V99H128ZM140 98H142L141 100H143V97H140ZM146 98V97H145ZM82 99H83V97H82ZM124 99V100H123ZM254 99V98H253ZM253 99H251L252 101H253ZM256 99V100H255ZM255 99H254V102H258L257 101V97H255ZM3 100V101H2ZM92 100V101H91ZM123 100V101H122ZM2 101V102H1ZM15 101H17V100H15ZM117 101H119V102H117ZM127 101H130V102H128L127 103ZM252 101H250V104L252 105V107L255 105V107L254 108H256V107H258V105L255 103V104H252ZM4 102V105L2 104ZM14 102V101H13ZM98 102H96L97 104H98ZM105 104H104V103ZM116 102V103H115ZM122 102V103H121ZM131 102H133V104H134V106L132 105V103ZM115 103V104H114ZM83 104V105H82ZM96 104V105H97ZM113 104V105H112ZM127 105V107H125L126 105ZM133 106V110L131 109V105ZM234 105V108L236 107H238L239 105L237 104V103H233ZM10 105H13V104H10ZM9 105V106H10ZM116 105V106H115ZM143 105H145V104H142V106ZM7 106H8V104H7ZM86 106H91V105H86ZM104 106H106V108H108L107 110L105 109V107ZM115 106V107H114ZM128 106L130 107V108H128ZM137 106V107H136ZM3 107H4V109H3ZM10 107H12V106H10ZM80 107V106H79ZM85 107V106H84ZM114 107V110H111L112 108ZM121 107V108H120ZM88 108V107H87ZM89 108H91V107H89ZM122 108H123V110H122ZM127 108H128V111H127ZM136 108V109H135ZM202 108V107H201ZM8 109V108H7ZM93 109V110H94ZM124 109H125V111H124ZM131 109V111H129ZM81 110V109H80ZM79 110V112H80V114H81V116L82 117H84L85 115H86V113L84 112V108H83V111L81 110L80 111ZM89 110H91V109H89ZM92 110V113H94V111ZM86 111V110H85ZM88 111V110H87ZM86 111V112H87ZM122 111V112H121ZM6 112H8V111H6ZM97 112H95V114L97 113ZM111 114H110V113ZM129 114H131V115H128L127 113ZM133 113V115H132V113ZM138 114H137V113ZM83 113H85V115L83 116ZM88 113V112H87ZM118 113V114H117ZM134 113H136V114H134ZM6 114V113H5ZM91 114V113H90ZM124 114H125V116H124ZM91 115H94V114H91ZM128 115V116H127ZM141 116V117H140ZM144 116V117H143ZM184 116V117H183ZM88 117H90V116H88ZM105 117V116H104ZM123 117V118H122ZM208 117V118H207ZM212 117H213V119H214V121L216 122V124H213L212 125V123H211V121L213 122V123H215L214 121H213V119H212ZM92 119H89V120H86L85 119V117L83 118V119H85L86 121H90L91 122V120L93 121V118H95L94 116L93 117H91ZM182 119L184 120V121H182ZM97 120V119H96ZM151 120H152V122H155L156 124H153L152 122H151ZM203 120V121H202ZM208 120V121H207ZM158 121L160 122L159 124L161 125V128H160V125L159 126H157V124H158ZM193 121V125L195 124V122ZM205 121V122H204ZM222 121H223V123H222ZM87 122V123H88ZM93 122H95V121H93ZM92 122V123H93ZM146 122V123H145ZM169 122V123H168ZM91 123V124H92ZM118 123V124H117ZM149 123V124H148ZM204 123V124H203ZM90 124V123H89ZM145 124H146V126H145ZM152 124V125H151ZM180 124V125H181ZM200 124H202L201 126H200ZM206 124V125H205ZM109 125H111L112 127H110L111 129H109ZM162 125H164L163 126V128H162ZM179 125V126H180ZM216 125V126H215ZM145 126V127H144ZM151 126V127H150ZM157 126V127H156ZM168 126H169V128H168ZM198 126V127H197ZM211 126H215V127H217L216 128V131H214L213 130V132L215 133V134H213V135H211L213 132H212V130L211 129H214V128H211ZM0 127H1V124H0ZM101 127V126H100ZM117 127V128H116ZM201 127H203V129L205 130V131H203V129L201 128ZM230 127V126H229ZM85 128H86V126H85ZM105 128V129H106ZM191 128V129H190ZM192 128H194V129H192ZM89 128H88V126H87V130H88ZM101 129V130H102ZM104 129V130H105ZM230 129V130H229ZM85 130V129H84ZM98 130V129H97ZM161 130H163V131H165V134L164 133H162L161 132ZM179 130H180V132H179ZM202 130V131H201ZM202 132V133H201ZM205 132H208L207 133V135L205 136ZM112 134H113V132H111ZM118 133H117V136H118ZM198 133H201V135H204V136H201L200 134H198ZM204 133V134H203ZM102 134V133H101ZM163 134V135H162ZM234 134V135H235ZM103 135V134H102ZM114 135V134H113ZM172 135H174V136H172ZM196 135V136H195ZM200 135V136H199ZM215 135V136H214ZM78 136V135H77ZM120 136H118V140H120ZM167 137L168 136V140L167 141H169V143H170V141L172 140L171 138L173 137L174 138V140L173 141H171V143L172 144H170V145H172L171 146V149L170 150H168V147H170L169 145L168 146H165L166 148H164V141H163V138L164 137ZM190 136V137H189ZM213 136H214V138H213ZM224 136V137H223ZM102 137V136H101ZM115 137V136H114ZM160 137H162L161 138V140H160ZM201 137H204L205 138V143H206V139H207V142H209V143H206L207 145H205V146H203V148L201 147V145H203V144H199V143H196L197 141L198 142H200V139H202ZM222 139H221V138ZM100 138V137H99ZM116 139H117V137H115ZM194 138H195V140H194ZM229 138V139H228ZM73 139V138H72ZM72 139H70V142H71V144L70 145H73V143H74V141L72 140ZM101 139H103V138H101ZM153 139V140H152ZM181 139V140H180ZM211 139V140H210ZM215 139V140H214ZM235 139V138H234ZM156 140H158V141H156ZM178 140L180 141V143L178 142ZM191 142H190V141ZM223 140V141H222ZM116 141V140H115ZM126 141V143H124ZM160 141H162V142H160ZM185 141V142H184ZM203 141V140H202ZM211 141V142H210ZM215 141V142H214ZM221 141H222V144H223V146L222 147H220V143H221ZM232 141V142H231ZM235 141V142H234ZM154 142V143H153ZM179 144H178V143ZM190 142V143H189ZM214 142V143H213ZM229 142V141H228ZM234 142V143H233ZM142 143H143V145H142ZM148 143V144H147ZM153 143V144H152ZM157 143H158V147H157ZM162 145V146H160V144ZM77 144V143H76ZM76 144L74 143V145L76 146ZM114 144V143H113ZM116 144H117V141H116ZM177 144V145H176ZM191 144H193V145H191ZM210 144V145H209ZM213 144V145H212ZM215 144V145H214ZM73 145V146H74ZM79 144H77V146H78ZM121 145V146H120ZM124 145V147H122ZM167 145V144H166ZM196 146L197 145V147L198 148H196L195 147V149L193 148V150L191 149L193 146ZM200 147H199V146ZM250 146L252 145V143L251 144H249ZM248 145V146H249ZM73 146H71V147H73ZM94 146V145H93ZM93 146H91V147H93ZM112 146V147H113ZM129 146V147H128ZM146 146V147H145ZM154 146L155 147H157L158 149H157V152L159 153H157V154H154V156L152 157L151 155H153V154H150L149 155V153H152L153 152V150L155 151V153H156V148L154 149ZM189 146V147H188ZM192 146V147H191ZM212 146H213V148H214V146H216L214 149L212 148ZM229 146V147H228ZM246 146V148L245 149H247V148H250L251 150H252V148H253V146H252V148L249 146ZM90 147V148H91ZM119 147L121 148V149H119ZM160 147V148H159ZM173 147V148H172ZM174 147H175V149H174ZM206 147V148H205ZM209 147V148H208ZM219 147H220V149H219ZM225 147H226V150H227V152H228V150L230 151L228 154H227V152L224 150L225 149ZM243 147H245L244 145H243ZM90 148H88L89 149V151H90ZM115 148L117 149V150H115ZM127 148V151L125 150ZM180 148H182V149H184V151L182 150V149H180ZM191 150H190V149ZM205 148V149H204ZM113 149H111V151L113 150ZM161 149V150H160ZM165 149H167V154H166V150ZM186 149V150H185ZM196 149H198V151H195ZM201 149V150H200ZM207 149V150H206ZM218 149L220 150V152H218ZM250 149H248V150H250ZM121 150V151H120ZM124 150V151H123ZM185 153H183L182 151ZM203 150V152L205 153L206 152V155L203 153V157H202V151ZM213 150V151H212ZM110 151V152H111ZM113 151V152H114ZM146 151H149V152H147L148 153V156H150V158H149V160L151 159V157H152V159L154 158L155 160H152L151 159V161H153L152 162V165L150 166H148L147 164H145V162H146V160L144 161V159L146 158V156H144L143 157V155H147V153H146ZM151 151V152H150ZM165 151V152H164ZM187 151L189 152V151H191L190 153H187ZM210 151H212V155L213 156H211V158H210V155L208 156V154L210 153ZM197 152V153H196ZM208 152V153H207ZM217 153L218 152V154L216 155V154H214V153ZM225 152V153H224ZM232 152V153H231ZM250 152V151H249ZM248 152V154H250ZM165 153V154H164ZM170 153H171V155L172 156H174L175 154V156H174V159H173V157L170 155ZM181 153V154H180ZM182 153H183V155H182ZM220 153H223V154H225L226 156H228L227 157V160L229 161V160H231V159H233V161L234 162H228V161H225L224 160V157H226L225 155H224V157H223V159H222V154H220ZM231 153V154H230ZM251 153H253L252 154V156L254 155V152L253 151H251ZM111 154H112V152H111ZM211 154V153H210ZM220 154V155H219ZM157 155H159V156H157ZM161 155V156H160ZM178 155H179V158H178ZM181 155H182V157H181ZM185 155V156H184ZM187 155H189V156H187ZM191 155H193V157L191 156ZM196 155V156H195ZM217 157H216V156ZM119 156V157H118ZM165 156V157H164ZM177 156V157H176ZM190 156L193 158V160L192 159H189L190 158ZM206 156L208 157V158H206ZM215 156V157H214ZM249 156V155H248ZM251 156V155H250ZM251 156V157H252ZM166 158L167 157V160L166 159H162V158ZM196 157V158H195ZM200 157V158H199ZM213 157H214V159L215 158H218L219 157V159H218V161H219V163L218 164H224L225 162H227V164H224V165H227V166H231L233 163H234V165L232 166L233 168L235 167V163L236 162H238L239 164L238 165H240V163H241V167H240V169H238V170H235V169H237L239 166L237 165V167H235V171H236V173H233L234 172V170H232L233 168H231V167H227L226 166V173H228V175L227 174H225L224 175V177H226L227 179H229L230 177L232 178V179H229V182H228V180L227 179H225L224 177H222L221 179H220V181L221 182H223V185H224V188H222L221 186H223V185H219L220 187L219 188H222L221 190H220V192H223V193H220L219 191H218V189H217V191H218V193H219V195H218V193H217V191L216 190H214L213 188H211V187H209V186H211V184L210 185H207L208 184V181L206 182V180H205V178H206V176L208 175V174H210V172L209 171H211L212 170V168L214 167V169H217V172L219 171L218 169H220V168H222V167H219V166H221V164L220 165H217L216 164V162H218V161H214L213 160ZM250 157V158H251ZM115 158V157H114ZM144 158V159H143ZM159 158V159H158ZM175 158L178 160H176L175 161V165L173 164V162H174V160H175ZM184 158H186V159H184ZM229 158V159H228ZM141 159H142V161H141ZM156 159H157V161H156ZM207 159V160H206ZM115 160V159H114ZM123 160V161H122ZM166 160V161H165ZM180 160H181V162H183V164L180 162ZM183 160V161H182ZM188 160V161H187ZM192 160V161H191ZM202 160H204V161H202ZM205 160H206V162H205ZM222 160L223 161H225V162H223L222 163ZM237 160H240V161H242V162H239V161H237ZM139 161L141 162V163H139ZM156 161V164L154 163ZM163 161V162H162ZM186 161L187 162H189V164H187L186 163ZM205 162V163H202V162ZM221 161V162H220ZM232 161V160H231ZM131 162H133V163H131ZM137 162V163H136ZM177 162H180V163H177ZM191 162H192V164H191ZM121 163H119V162H117L116 161V164H121ZM143 163H144V165H143ZM148 163V162H147ZM158 163V164H157ZM200 163H201V165H200ZM209 163V164H208ZM229 163V164H228ZM232 163V164H231ZM136 164H138L139 165V167L136 165ZM163 164H164V166H163ZM195 164H197V165H195ZM136 165V166H135ZM140 165H142V166H140ZM179 165V166H178ZM182 165H184V166H186V168H185V171L186 172H189V174H188V176H189V178L188 179H184V178H187L188 176H187V174H185V171H184V169H183V166ZM210 165H212V166H210ZM201 166V167H200ZM203 166V167H202ZM8 167L9 166H7V169H6V167L4 166V168L3 167H1L0 168V176L2 175V176H4L5 174L4 173H7L6 175V177H5V179H4V182L5 183H7L8 182V180L10 179V178H8L10 175H8V174H11V171H10V167H9V169H8ZM134 167V169H132ZM146 168L145 170L144 169H142V171L139 169V168ZM157 167L160 169V170H162V171H164V173L163 172H159V173H157V172H155L156 170L155 169H157ZM169 167V168H168ZM188 167H189V169H188ZM192 167V168H191ZM196 167V168H195ZM212 167V168H211ZM125 168V167H124ZM123 168V169H124ZM130 168V169H129ZM155 168V169H154ZM168 168V169H167ZM173 168H174V170H173ZM194 168H195V170H194ZM207 169V168H211L210 170L209 169H207L206 171L204 170V169ZM2 169V170H1ZM137 169H139V171L137 170ZM167 169V170H166ZM192 169V170H191ZM199 169V170H198ZM12 170V169H11ZM153 170H155V171H153ZM169 170H171V171H169ZM188 170V171H187ZM190 170V171H189ZM229 172H228V171ZM2 171H3V173H2ZM5 171H9V172H5ZM135 171V172H136ZM192 171V172H191ZM205 172V175H203V173ZM208 171V172H207ZM213 171H216V170H213ZM231 171H233V172H231ZM238 171V172H237ZM126 172V173H127ZM203 172V173H202ZM212 172V171H211ZM225 172H223L222 173V175L225 173ZM230 172L232 173V174H230ZM124 173V172H123ZM140 173H138V174H140ZM160 173H161V175H160ZM172 173V174H171ZM191 173H193V175H191ZM202 175H201V174ZM242 173H243V171H242ZM241 173V174H242ZM143 174V173H142ZM181 174V175H180ZM185 174V175H184ZM198 174V175H197ZM213 174V173H212ZM237 174V175H236ZM165 175H166V177L167 178H165ZM170 175H171V177H170ZM211 175V174H210ZM216 176H219L217 173L215 174ZM251 175H254V176H251ZM158 176V177H157ZM159 176L161 177V179H159ZM162 176H164V180H162ZM182 176V177H181ZM184 176H186V177H184ZM193 176V177H192ZM203 176V177H202ZM209 176V175H208ZM214 176V175H213ZM233 176V177H232ZM241 176V175H240ZM173 177V178H172ZM176 177V178H175ZM178 177H179V179H178ZM199 177V178H198ZM210 177V176H209ZM229 177V178H228ZM248 177H252L251 179L250 178H248ZM172 178V179H171ZM175 178V179H174ZM184 179L185 181H183L182 179ZM211 178V177H210ZM224 178V179H223ZM234 178V179H233ZM244 178H247L248 179V181L246 180L245 182H246V185H244L245 184V182L243 181V179ZM110 180L111 179V177L110 176H106L105 175V177H104V180ZM114 179H115V177H114ZM158 179V181H156ZM203 179L205 180V184L207 185V187H206V185L203 183L202 184V182H203ZM208 179V178H207ZM0 180H1V177H0ZM103 180V181H104ZM112 181H113V178L111 179ZM116 180H118L117 178H116ZM160 180V181H159ZM177 180H178V182H177ZM192 180V181H191ZM194 180V181H193ZM209 180V179H208ZM234 182H233V181ZM168 181V180H167ZM181 181V182H180ZM183 181V182H182ZM187 181V182H186ZM233 183H232V182ZM3 182V183H4ZM107 182H109V181H107ZM115 182V181H114ZM114 182H111L112 183V185H114V186H116L115 184L116 183H114ZM117 182V184H119L118 183V181H116ZM160 182H161V184H160ZM163 182V183H164ZM177 182V184L175 185V183ZM185 182V183H184ZM196 182V183H195ZM221 182H220V184H221ZM244 182V183H243ZM4 183V184H5ZM111 183H108V185H111ZM191 183V184H190ZM199 183V184H198ZM210 183H211V181H210ZM213 183V182H212ZM231 185H230V184ZM184 184L186 185H189L188 187H187V189L190 187V189H193V190H189L188 189V192H186L187 190H186V188H185V190L186 191H179V193H178V190H181V188H182V190H183V187H182V185L184 186ZM193 184V185H192ZM198 184V185H197ZM228 184V185H227ZM68 185H69V182H67L66 183V188L68 187ZM107 184H105V181H104V188H106V186H108ZM168 185V186H167ZM170 185H175L174 186V188L172 187V186H170ZM201 185H205V187H203V186H201ZM226 185V186H225ZM259 185V186H258ZM0 186H1V182H0ZM167 186V187H166ZM170 186V187H169ZM193 186H194V188H193ZM197 186V187H196ZM257 186V187H256ZM72 188H70V186H69V190H66L63 194L61 193V196L60 197H63L62 198V200H65L67 197L70 199V196H72L73 194L74 195H76L77 194V192H76V194H75V192H74V189H73V186H71ZM116 187H118V186H116ZM170 189H169V188ZM176 187V188H175ZM181 187V188H180ZM185 187V186H184ZM202 187V188H201ZM113 188H115V187H111V186H108L106 189H109L108 191H110V189H111V192H116L117 190L115 189V191H113L112 189ZM168 188V189H167ZM178 188H180V189H178ZM208 189L207 191H205L206 189ZM245 188V189H244ZM247 188V189H246ZM256 188H257V190H256ZM165 189V190H164ZM166 189H167V191H166ZM171 189H172V191H171ZM174 189V190H173ZM198 190V191H196V190ZM204 189V190H203ZM244 189V190H243ZM255 189V190H254ZM76 190V189H75ZM171 192H170V191ZM210 190H214L213 192L215 193V195L212 193V191H210ZM250 190V191H249ZM77 191V190H76ZM201 191H204L203 192V194L204 195H202V192ZM209 191H210V193H212L213 194V196H212V198L213 199H211V194H208L209 193ZM193 192H196L195 194L193 193ZM208 192V193H207ZM244 192V193H243ZM200 193H201V195H200ZM226 193V194H225ZM254 193V194H253ZM256 193H257V195H256ZM177 194L179 195H181L182 197L183 196H185V197H181L180 198V195H179V198L181 199H179L178 197H177ZM189 194V195H188ZM191 194V195H190ZM193 194V195H192ZM210 196V199H209V197H208V195ZM222 194H224V195H222ZM59 195H60V192H59ZM67 195V196H66ZM176 195V196H175ZM250 195H252V196H250ZM257 197H256V196ZM77 196V195H76ZM186 196H187V198H186ZM205 197V198H202V197ZM250 196V197H249ZM255 196V197H254ZM74 197V196H73ZM73 197H71L72 199H73ZM190 197V198H189ZM247 197H249L248 199H247ZM65 198V199H64ZM67 198V199H68ZM226 200H224V199ZM252 198V199H251ZM68 199V200H69ZM210 201L209 203H211V205L209 204V203H206L208 200ZM242 199V200H241ZM245 199V200H244ZM252 201H251V200ZM71 200V199H70ZM172 200H174V201H172ZM205 200V201H204ZM67 201V200H66ZM177 201V202H176ZM182 201V202H181ZM220 201H222V202H220ZM223 201H225L226 203H228L227 205H226V203L224 204L223 203ZM253 201H254V203H253ZM199 202V203H198ZM201 202L204 204H201ZM205 202V203H204ZM219 202V203H218ZM257 202V203H256ZM176 203V204H175ZM185 203V204H184ZM230 203V204H229ZM246 203V204H245ZM217 204L215 205L216 206V208L218 207L217 206ZM224 204V205H223ZM245 204V205H244ZM199 205L201 206V207H199ZM226 205V206H225ZM245 207H244V206ZM258 205V206H257ZM31 206H33L34 207V205H32L31 204ZM172 206V207H171ZM191 206V207H190ZM214 207V208H212V207ZM246 206H248V207H246ZM33 207H30L29 208V210L32 208L33 209ZM195 207H197V209H195L194 210V208ZM251 207V208H250ZM35 208H36V206H35ZM35 208H34V210H35ZM211 208V209H210ZM247 208V209H246ZM249 208V209H248ZM37 209V208H36ZM70 209V208H69ZM72 209V208H71ZM74 209V208H73ZM172 209V210H171ZM173 209H175L174 211H173ZM202 209V208H201ZM68 210V209H67ZM66 210V211H67ZM182 210V211H181ZM208 210V211H207ZM210 210V211H209ZM169 211V212H168ZM196 211V212H195ZM204 211L206 212H208V213H204ZM213 211V212H212ZM217 211H218V209H217ZM35 212H36V210H35ZM41 212V211H40ZM68 212H70L71 214H72V212L69 210ZM76 211H74L73 213H75ZM176 212H179V213H176ZM210 212V213H209ZM235 212V213H234ZM248 212V213H247ZM254 212H255V214H254ZM28 213H29V211H28ZM32 213H34L33 211H32ZM31 213V214H32ZM37 213V212H36ZM240 213V214H239ZM35 214V213H34ZM38 214V213H37ZM66 214H67V212H66ZM171 214V217H169V215ZM190 214H192L191 216H190ZM200 214V215H199ZM206 214V215H205ZM235 215V217L233 218V217H231L232 215ZM30 215V214H29ZM69 215V214H68ZM68 215H66V217H68ZM75 216L73 217V220H74V218L76 217V214H74ZM179 215L180 216H182V217H179ZM248 215H251V217H252V220H251V218L248 216ZM255 215V216H256ZM32 217L34 216L33 214L31 215ZM46 216V215H45ZM73 216V215H72ZM104 216H106V215H104ZM103 216V218L106 220L107 218L106 217H108V215L106 216V217H104ZM200 216V217H199ZM202 216H203V218H202ZM242 216V217H241ZM27 217H29V216H27ZM63 217H65V215L63 216ZM205 217H207V219L205 218ZM213 217V216H212ZM237 217V218H236ZM248 217V218H247ZM31 218V217H30ZM35 218V217H34ZM34 218H32L31 220L33 221V219ZM44 218H46V217H44ZM70 218V217H69ZM109 218L110 217H108V219H107V222L105 223V224H103V226L104 225H108V223L110 222V220L112 221V219H110L109 220ZM178 218V219H177ZM181 218L183 219V221H180L182 224V229L184 228L183 226H185V229H186V231H184L183 232V230L182 229H180L179 227L180 226H177V225H179V220H181ZM188 219V220H184V219ZM223 218V217H222ZM233 218V219H232ZM245 218H246V220H245ZM250 218V219H249ZM254 218V219H253ZM66 219H68V218H66ZM71 219V218H70ZM70 219H68V220H70ZM103 219V220H104ZM229 219V220H230ZM237 219V220H236ZM27 220H28V218H27ZM44 220V222H45V219H43ZM62 220L64 221V218H62ZM67 220V221H68ZM72 219L70 220V222H69V224H71L72 222H74ZM103 220H102V218H101V222H103ZM109 220V221H108ZM164 220V221H165ZM245 220V221H244ZM29 221H30V219H29ZM31 221V222H32ZM72 221V222H71ZM185 221V222H184ZM43 222V223H44ZM100 222V223H101ZM114 222V220L112 221V223ZM171 222H172V224H171ZM175 222H177V223H175ZM217 222H219L218 220H217ZM245 222V223H244ZM248 222V223H247ZM253 222V221H252ZM65 225H66V222H63ZM111 223V222H110ZM109 223V225L111 226V224ZM116 223V221L113 223V224H115ZM176 225H175V224ZM220 223V222H219ZM73 225H75V223H72ZM185 224V225H184ZM237 224V225H236ZM240 224V225H239ZM247 224V225H246ZM43 225H45V223L43 224ZM42 225V226H43ZM68 225V224H67ZM108 225V226H109ZM174 225V227H172ZM108 226H106V229L105 230H107L108 229ZM109 226V230H108V232L111 230L110 228L112 227V230H115V232L117 233V227H114V226H111L110 227ZM175 226H177V228L175 227ZM195 226V225H194ZM233 226V227H232ZM242 226V227H241ZM245 226H247V227H245ZM66 227H68V226H66ZM199 227V226H198ZM250 227V228H249ZM113 228H116V229H113ZM193 229V226H191L190 227V229ZM194 228H196V231H194L195 229H191L192 231L190 232L191 234H193L194 236H192L191 237V234H189V232L187 233V234H189L190 235V238H191V240H190V238H189V236H187V234H184L185 236H187V240H189V241H191V242H189V245H191L190 243H192V245H191V248L193 249V250H195L196 252L197 251H199V250H201L200 249V243L202 242V241H200V243L199 244H197V243H194L195 241H193V240H196V239H198V237H199V239L200 238H202V234L200 233V232H197V231H200V230H198V228L195 226ZM249 229V230H248ZM246 230V231H245ZM248 230V231H247ZM178 231V232H179ZM194 231V232H193ZM114 232V231H113ZM115 232H114V234L112 233V231L111 232H109V234H111V236L112 237H110V235L109 234H107L106 236H108L107 238V240H106V237L103 235V234H105L104 233V231L102 232L101 231V239L103 240V237L102 236H104L105 237V239H104V241H106V242H104V241H102L101 239H100V237H99V242H101L100 244L98 243V241H96L97 243H98V246L97 245H95V240L93 239V241L95 242L94 243V251L92 250V251H89L90 250V248H89V252H90V256H86L87 257V259H88V262H94V264H98L99 263V261H100V264H106L107 262H105L106 260H108L109 261V257H111V259L118 253L117 252V250H119V249H121L122 250V252H124L123 254H122V252H121V250H120V254L118 253V257H117V259H118V262H119V259H120V261L123 263V261H124V263H126V264H129V262H130V264H131V259H130V257H129V255H127V254H125L126 252V250H124L125 248L123 247V243H122V246H121V242L119 243L120 244V246H121V248L118 246V244H114L115 245V247H117V248H119V249H117V248H112V250L114 251L115 250V254L113 253V251L112 250H110L111 248V246L109 245V244H113L112 242L113 241H111L112 239H114L115 238V240H114V242H118V236L119 235H116L115 234ZM196 232H197V234H196ZM119 233V232H118ZM173 233H174V231H173ZM182 233H180L179 232V236H181V234ZM98 234V233H97ZM97 234H96V238L95 239H97ZM198 234H201V236L200 235H198ZM247 234V235H246ZM114 235V236H113ZM178 235H177V237H178ZM196 235H198V236H196ZM244 235V236H243ZM246 235V236H245ZM62 236H65V235H62ZM62 236H61V238H62ZM116 236H117V239H116ZM185 236L183 237V236H181L182 237V239H184L185 238ZM197 237V238H195L194 239V237ZM249 236H250V234H249ZM227 237V238H226ZM67 238H68V236H67ZM67 238H65V240L67 239ZM111 238V239H110ZM63 239V238H62ZM69 239V238H68ZM199 239L197 240V241H199ZM204 239V238H203ZM203 239H201V240H203ZM61 240V239H60ZM60 240H59V242H60ZM65 240L63 239V241L65 242ZM92 240V239H91ZM91 240L89 241L90 243H91ZM98 240V239H97ZM205 240H203V241H205ZM111 243H110V242ZM107 242H109V243H107ZM185 242H187V241H185ZM222 242H224V243H222ZM60 243H62V244H65V245H67V240H66V242L65 243H63L62 241L60 242ZM88 243V242H87ZM62 244H59L58 243V245L60 246V248L59 249H61V250H59L58 249V247L59 246H57V247H55V248H57V251L59 250L60 251V254H54L55 256L54 257H56V255H61V251L62 252H64L63 251V248H61V246L62 247H64ZM86 244V243H85ZM108 244V245H107ZM188 244V243H187ZM193 244L195 245V247H192L193 246ZM196 244L199 246V250L197 249V246H196ZM203 244L201 243V245L203 246ZM221 244V245H220ZM225 244V245H224ZM87 245V244H86ZM88 245H89V243H88ZM92 245H93V242H92ZM99 245H101V247L99 246ZM105 245V246H104ZM113 245V246H114ZM216 245V246H215ZM217 245L221 248H218L217 247ZM85 246V245H84ZM90 246V245H89ZM88 246V247H89ZM95 246L97 247V248H95ZM109 246V250H107L108 248H105V247H108ZM112 246V247H113ZM201 246V247H202ZM207 246L209 247V246H211V248L209 247V248H207ZM214 246V247H213ZM223 248H222V247ZM88 247H85V248H87L88 249ZM91 248H92V246H91ZM99 248V249H98ZM64 249H65V247H64ZM95 249H97V251L95 250ZM218 249H220V250H218ZM55 250V249H54ZM53 250V251H54ZM124 250V251H123ZM87 251V254L89 253ZM100 252V253H99ZM101 252H104L102 255H99V254H101ZM111 252V254H112V256H110V253ZM211 252V253H210ZM241 252V253H240ZM55 253H57L56 251H55ZM59 253V252H58ZM93 253V254H92ZM97 253V254H96ZM99 253V254H98ZM105 254L106 255H108L107 256V259L105 260L104 258H105ZM114 254V255H113ZM238 254V255H237ZM240 254L242 255L241 256V259L240 258H238V257H240ZM97 255H99V257L102 259V260H100V258H94V257H96ZM104 255V256H103ZM120 255H121V257H123L122 255H125V257H124V259L123 258H121L120 257ZM62 256V255H61ZM61 256H59V257H61ZM92 256V257H91ZM102 256V257H101ZM128 256V257H127ZM204 256H205V253H204ZM205 256V257H206ZM220 256V255H219ZM218 256V257H219ZM214 257H211V258H214ZM224 257H226L225 259H224ZM93 259L92 261L90 260V259ZM210 257H208V258H206V259H209ZM236 258H238V259H236ZM95 259H96V261L98 262H95ZM104 259V260H103ZM110 259V260H111ZM114 259V258H113ZM115 259H116V256H115ZM117 259L116 260H114L116 263H114V264H117L118 262H117ZM128 259V260H127ZM90 260V261H89ZM99 260V261H98ZM224 261H226V262H224ZM53 262V261H52ZM109 263V262H108ZM107 263V264H108ZM120 263V262H119ZM121 263V264H122ZM236 263V262H235ZM91 264H93V263H91ZM237 264V263H236Z\"/></svg>",
	"mask_w": 264,
	"mask_h": 264
}]
</instances>
